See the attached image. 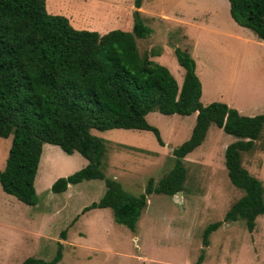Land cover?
Returning a JSON list of instances; mask_svg holds the SVG:
<instances>
[{
	"label": "rangeland",
	"instance_id": "rangeland-1",
	"mask_svg": "<svg viewBox=\"0 0 264 264\" xmlns=\"http://www.w3.org/2000/svg\"><path fill=\"white\" fill-rule=\"evenodd\" d=\"M46 11L67 18L76 30L101 35L131 32L141 22L151 35L135 40L140 57L166 67L180 87L184 70L174 52L186 51L196 64L203 107L216 102L241 116L264 114V43L234 23L227 0H143L139 9L135 0H46ZM195 119L196 114H147L145 120L158 130L162 146L148 131L92 130L105 145L101 172L128 194L141 195L148 180L156 186L171 171L172 152L189 140ZM236 141L210 126L204 142L181 160L185 169L181 191L173 197L148 196L134 231L117 224L110 209L82 213L104 195V180L53 193L56 180L88 162L76 152L67 155L45 144L34 181V206L24 205L0 187V264H23L27 259L50 264L58 253L54 264H143L135 256L152 262L144 264H264V216L256 218L252 232L244 221L223 222L244 194L230 183L225 167V149ZM10 145L11 137L0 138L1 171ZM242 166L264 188V130L255 148L243 153ZM217 222L221 226L205 247L203 232Z\"/></svg>",
	"mask_w": 264,
	"mask_h": 264
},
{
	"label": "trees",
	"instance_id": "trees-1",
	"mask_svg": "<svg viewBox=\"0 0 264 264\" xmlns=\"http://www.w3.org/2000/svg\"><path fill=\"white\" fill-rule=\"evenodd\" d=\"M142 1L135 0L136 9ZM227 1L234 23L264 43V0ZM150 35V28L141 22H136L131 32L113 30L101 35L76 30L67 18L48 14L46 0H0V138L11 137L5 168L0 170L2 191L34 206V181L43 146L53 145L67 155L78 153L88 163L56 180L51 191L61 194L69 185L104 180V195L82 213L110 209L117 224L134 231L148 196L173 197L181 191L185 180L181 160L199 147L208 128L215 126L237 139L225 149V167L230 183L244 193L223 222L244 221L252 232L256 218L264 216V188L242 166V155L252 151L261 138L264 114L245 117L216 102L203 107L196 64L186 51L174 52L184 70L180 87L166 67L140 57L135 40ZM151 112L183 117L196 114L195 125L189 140L173 150L171 171L156 186L148 180L145 191L136 197L105 178L100 170L105 145L91 131H148L162 146L158 130L145 120ZM220 226L217 222L204 230L205 247ZM59 258L58 253L50 264ZM23 264L49 263L27 259Z\"/></svg>",
	"mask_w": 264,
	"mask_h": 264
},
{
	"label": "crops",
	"instance_id": "crops-1",
	"mask_svg": "<svg viewBox=\"0 0 264 264\" xmlns=\"http://www.w3.org/2000/svg\"><path fill=\"white\" fill-rule=\"evenodd\" d=\"M97 249H100V248H97ZM99 251V250H98ZM103 253V251L101 252ZM111 254V253H110ZM133 257V256H132ZM135 259L139 262H143L144 263H152L151 260L149 259H146L145 257H140V256H135Z\"/></svg>",
	"mask_w": 264,
	"mask_h": 264
}]
</instances>
